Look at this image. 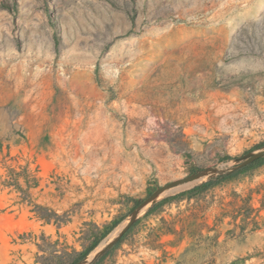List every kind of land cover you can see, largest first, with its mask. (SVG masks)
<instances>
[{
	"label": "rangeland",
	"instance_id": "rangeland-1",
	"mask_svg": "<svg viewBox=\"0 0 264 264\" xmlns=\"http://www.w3.org/2000/svg\"><path fill=\"white\" fill-rule=\"evenodd\" d=\"M260 149L264 0H0V264H264Z\"/></svg>",
	"mask_w": 264,
	"mask_h": 264
},
{
	"label": "water",
	"instance_id": "water-1",
	"mask_svg": "<svg viewBox=\"0 0 264 264\" xmlns=\"http://www.w3.org/2000/svg\"><path fill=\"white\" fill-rule=\"evenodd\" d=\"M264 155V149H260V150H257V151H250V152H247L245 154H243L241 157H239L238 159L243 161L239 166L235 167L234 169H237L238 167H241L251 161H254L260 157H262ZM202 174L201 171H197L195 173H192L184 178H179V179H176V180H173L167 184H165L164 186L158 188L154 193H152L148 198H146L142 203V204H145L146 202H148L149 200L153 199L158 193H160L162 190L166 189V188H169V187H173V186H176L178 184H181V183H185V182H188V181H191V180H194L196 178H198L200 175ZM134 213L133 215L130 217V219L128 220L127 223H125L123 225V227L120 229L119 231V234L116 236V238L114 240H112L111 242L107 243L106 245H104L103 247L99 248L94 254H93V258L95 257H99L101 256L102 254H104L106 252L107 249L111 248L113 246V244L120 238V236L125 232L127 231V229L133 224L135 218H134Z\"/></svg>",
	"mask_w": 264,
	"mask_h": 264
},
{
	"label": "trees",
	"instance_id": "trees-1",
	"mask_svg": "<svg viewBox=\"0 0 264 264\" xmlns=\"http://www.w3.org/2000/svg\"><path fill=\"white\" fill-rule=\"evenodd\" d=\"M259 159H260V158H259ZM259 159H257L256 161H258ZM239 171H240V169H239V170H236V171H233V172H229V173L226 174V175H219V176H216V177H214V178H210L208 181H206L204 184H202L201 189H203V188H208V187L212 186L213 184L217 183L218 181H220L221 179L226 178V177H229V176H231V175H234V174H236V173L239 172ZM152 210H153V207L149 209V211H152ZM132 225H133V224H132ZM132 225H131V226H132ZM130 228H131V227H130ZM113 246H114V245H113ZM86 254H87V253L84 252V253L78 258V260L83 259V258L86 256ZM104 255H105V253L102 254L98 259H101Z\"/></svg>",
	"mask_w": 264,
	"mask_h": 264
},
{
	"label": "bare ground",
	"instance_id": "bare-ground-1",
	"mask_svg": "<svg viewBox=\"0 0 264 264\" xmlns=\"http://www.w3.org/2000/svg\"><path fill=\"white\" fill-rule=\"evenodd\" d=\"M117 231V230H116ZM118 232H115L114 235H116Z\"/></svg>",
	"mask_w": 264,
	"mask_h": 264
}]
</instances>
